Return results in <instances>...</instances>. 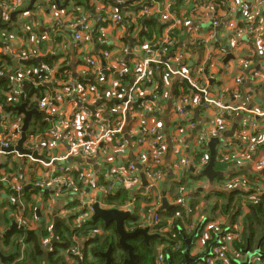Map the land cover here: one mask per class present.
Instances as JSON below:
<instances>
[{
	"label": "crops",
	"instance_id": "0c3cea01",
	"mask_svg": "<svg viewBox=\"0 0 264 264\" xmlns=\"http://www.w3.org/2000/svg\"><path fill=\"white\" fill-rule=\"evenodd\" d=\"M29 1L30 0H28L27 5L29 4ZM48 1L52 2V0H35L33 5L41 3L42 8H44L38 16L32 14V10L35 7V5H32L30 9L27 10L26 8L24 13H17L14 20H10V18L9 20L2 19L3 22L6 21L8 24L7 27H1L0 29V41L3 39V37H10L13 39L19 38L21 43L20 47H23V50L28 52V54L37 55L36 60L40 62L39 65L42 68H45V59L50 60L51 64L46 65L49 69V76L46 81L48 79V81H52L53 79L59 80L53 77L51 74L56 73V71H59L64 67L65 69L63 70V73H61L62 77L66 76V80L70 81L73 86H82V84L84 85L85 83L91 85L92 91L97 96L96 98L99 100L100 98L102 99V97L105 96L106 92H108L109 88L111 87L109 82L108 84L91 83L93 81V76L91 75H89V78H84L80 63V59L83 57L84 52H80V50L77 49L76 42L73 40L72 33L68 29L65 22L59 26L54 23L49 13V9L46 8V6H48ZM61 1L62 2L58 1L59 4L62 5L61 9L63 8L64 10H73V7H77L72 5L69 6V0L66 5H64L66 0ZM78 7L79 12L81 11L82 14L87 13L86 7ZM241 21L242 20L240 16L235 14V24L241 27L238 29L239 31L237 33L234 32L233 36V39L238 45V49L237 52H235L236 54H234V48L230 47L229 45L231 52H228L227 54L232 55L233 58H230L224 62V59L227 56L226 55L222 58L224 63H221V60L218 59L214 60V57H217L214 52H209L204 47L196 45L192 40L188 29L183 32V36L185 37V40L189 42V46H194V52H190V60L194 67L200 66L201 68H204V70L202 69L201 71V75L203 76L201 80L203 81L204 79L203 84L206 88H209L210 93L208 94L213 98L217 97L224 104L230 103L234 106H243L244 110L238 109L228 114L226 111L221 110L220 108L209 107L208 109H204L201 105L197 112H195V108L199 106V104H196L190 106L188 109V111L191 113L192 121L194 123L192 126L188 125L186 122L184 123L181 120V117L178 115L175 107L180 102L179 96L181 94L188 95L191 99L195 98V95L197 94H193L186 87H184V85L182 86L179 76L173 75L167 69L160 68L158 74H161V78L154 79L153 85L147 86L144 89V92L139 96V98L143 97L142 102L147 104V109H144L142 112H137L132 117L130 115L127 129L121 135L122 139L120 147H114L108 151L104 149L103 145H100L93 151V156L89 160V166L92 168L95 174V181L94 179L91 181V184H93L94 187L89 188V191L86 189V192H82V195L74 193L72 191L73 189L70 188V191L57 189L55 192L45 193L47 194L45 196L42 193L39 196L38 190L35 189L33 182L36 175V170L38 168H42L43 171L45 170V168L42 166V163L39 160H33L28 157L0 152V177L6 176L8 178L5 181H0V264L5 262L2 261L1 257L9 256V259L12 253L16 251L17 248L14 246L20 247L18 252L21 258L24 256L26 250L29 249V245L24 243L22 239L16 241L17 245L12 244L11 240L7 241L5 236L10 230L22 229L25 231L36 232L47 231L48 234L42 237L40 241L42 246L45 248V251H50L52 250V245L58 241L56 232V241L52 242L54 236L52 226L55 223V217L58 218L56 225L64 224L66 226L72 227L73 224H71V222L74 212H78L80 209L85 210V207L81 206L80 201L83 203L90 193L99 196L100 200L101 195H99L95 189L98 184L103 185L100 176L103 174L107 176L110 182L106 186H110L111 189L115 191V185H109L111 182L114 184V178L112 176L115 173L114 170L119 167L128 166L129 163H132L135 168H138L137 165L139 164L143 169L149 163L152 151V143L149 141L146 144H142L140 147L138 146L139 143L136 141V137L139 134L138 129L142 123L149 126H157L156 133L153 135V139L156 138L157 145L162 152L161 158L164 175L162 180L158 182L155 188V195L160 193V199L162 198V185L163 182L166 181L167 188L165 196L169 204H174L177 207L181 206L182 204L179 203L178 198L173 197V195L178 193L179 196L183 191L186 197H190L195 200V211L190 214L189 217H187L190 211L189 207V211L184 209L186 211L185 214H183L181 209L177 208L176 206L169 212H166L168 210H165V212L160 213V228L162 229L158 228L155 230L156 227L149 229L153 233L159 234H157V239L152 240L154 247H156V255L160 252L163 253L162 249L164 251L167 245L165 242L159 239H162L168 233L173 234V221L179 219L184 231L180 229L182 238L180 241H178V243L181 245L182 259L177 264H181L185 260L183 250L185 249L186 242H190L189 248L187 250L189 264H202L201 261L195 263L197 259L191 260L192 257L197 256V253L200 251V249H198L196 246L195 239L192 238L190 240V237H192L196 232L195 228L198 226V233L202 228V224L208 221L218 222L223 228L230 227L232 225L231 215L233 214V211L235 212V210L231 207L230 214L229 212L222 213V206L226 200H223V198H216L214 195L210 196L213 190H220L221 186L210 184V181L200 174L201 170H199V167L195 165L198 162L196 151H194L196 150V136L212 126L213 122L214 124L220 122L225 123V129L220 131L218 136H216V138L219 139V142L215 147V151H219L221 148H231L235 150L233 152L237 151L230 163L219 162V164H217L216 161H214L213 169L222 173L221 176H216L213 179L214 183L221 184L223 180H229L233 177L242 178L243 175H248L256 179L255 183L259 185V188L260 186L264 185V166L260 167L256 164V161L260 157L264 156V114H259L264 112V55L261 52H255L256 44L252 37L245 31L247 23H242L243 21ZM254 21L256 25L262 26V32L264 34V12L258 17H255ZM28 28L36 31L38 35L42 33L46 34V39L41 40L36 38L30 41V39L27 37V32L29 31ZM94 32L98 33L96 28L92 29V34ZM103 34L104 38H106L108 41L116 39L119 44L127 47L134 45L136 42L138 43V41H142V32L140 29L119 32L113 25L108 24L104 27V30L100 31V37H102ZM99 41L100 40L97 37H94L92 52L89 53L95 54L97 56L99 55V59H101V52L104 48V44L102 41ZM235 58H239L240 61H238V59L235 60ZM218 62L221 63L220 66L218 65ZM228 62V67L231 68V70L228 73H225L222 68ZM170 64L173 68H176L180 65L179 62L175 61V59L170 60ZM155 68L157 69L158 67L155 66ZM114 72H116V70H114ZM128 73L131 77L130 80L124 85V90L126 87L132 84L131 80L133 76L130 72ZM229 73L231 78L228 79L224 74ZM238 76L241 77V81L236 83L234 82V78ZM110 79H112V77ZM211 80L212 82H210ZM55 87V83H52L48 87L38 89L39 91L34 93V95L38 97L44 94V90L47 92H52ZM153 94L159 97L158 100L152 101L151 97ZM31 96V100H33V94ZM34 102L36 104V99H34ZM65 104L67 117H72L78 106L77 103L72 100ZM92 104L93 103H91V105ZM116 104L120 105L119 102H116ZM157 105H160L159 109H156ZM90 112V110L89 112H81L79 116L81 118L84 113L86 116L91 117ZM45 114L50 115V117L44 116L42 120L46 121L47 123H51L52 125L53 121L56 119H54V114L52 115L48 112ZM34 120L35 117L32 115L29 124L30 130L34 127V125H31ZM250 122H253L256 125L255 129H250L248 126ZM246 124L247 128L244 127ZM250 137H252L253 141L257 143V149L250 152L248 156L242 152L240 154L239 151L242 147H244L245 143L248 142L247 140ZM45 143L47 144L44 148L46 150L40 151L39 155L52 157L55 154L64 153L67 149V142L64 140L54 141L52 138H48L46 139ZM181 155H184L190 159V165L193 166L194 171H190V166L183 169L180 168V172L174 168V160ZM105 160H109L112 163L113 168L107 170V165L104 162ZM66 162L72 167H77L78 160L76 158H70ZM63 163L65 164V162ZM74 172L76 173H74L73 178L75 182L79 183L82 175H79L78 170H74ZM180 173L185 174L184 182L182 184L179 183V179L182 177V174ZM19 176L22 177V182H18ZM196 176L200 177L196 178ZM172 180H175L176 184L178 183V185L180 184L183 187L182 192L179 190L180 188L173 187L171 185ZM16 183L23 184V188L20 192H17L12 187V185ZM115 183L116 185L119 184L118 187H121L120 183L116 181ZM27 185H32V187L26 191H23L24 187ZM140 186V182H135L133 185L129 182L128 186L126 187V189L128 188L127 190L133 193L131 198L133 202H130L129 200V202H127L126 205H123V207H114V205L108 206L104 204L101 206L103 208H117L119 210H127L129 212V209L134 207L133 212H135V208H137L139 212L138 216L140 217L142 215L140 222L144 219V215H146L148 212L154 211L157 214L163 211L159 210L161 204L160 199L158 204H156L155 200L152 202L149 201V203L144 200L146 194L139 193ZM246 190V186H239L233 189H226L225 192H244ZM25 192H29V194L25 196ZM137 194H140L139 198L136 197ZM152 197H154V195ZM79 198H82V200ZM34 199L45 203H43V206H37L33 203ZM189 202L190 201H188V203L185 202L184 206H189ZM214 202H217V205H215ZM148 205H150V209L145 212L144 208ZM243 211L245 210L242 209V212ZM21 217L23 220H25V227L18 223ZM63 219H65V221H63ZM42 221H44V226ZM14 223L16 224V227L13 226ZM194 224L197 226H194L193 229H191ZM125 225V230L128 231L131 229V226ZM101 233L102 231H100L98 234ZM89 235L91 236V234ZM80 240L81 239H78L76 243H74L71 252L67 251V253H64L63 257L66 261V264H72V259L76 260V264H81L84 242H80ZM244 258L245 257L242 256V258L239 259L240 264L246 261ZM252 258L254 261L258 259L256 256H253ZM104 262H106V258ZM110 262L113 264L112 251L110 255ZM228 264L231 263L229 262Z\"/></svg>",
	"mask_w": 264,
	"mask_h": 264
},
{
	"label": "built area",
	"instance_id": "2783aa9c",
	"mask_svg": "<svg viewBox=\"0 0 264 264\" xmlns=\"http://www.w3.org/2000/svg\"><path fill=\"white\" fill-rule=\"evenodd\" d=\"M90 1L95 7L94 12L87 11V13L83 14L81 11L79 12V9L73 11L61 9V7H50V1L47 2L48 6H46V8L49 9V13L57 26L64 22L67 24L68 29L72 33L73 40L76 42L77 49H79L80 52H84L83 57L80 59L84 78H89V75H91L93 76V81L91 83L108 84L109 82L111 86L105 96L102 97V99L100 98L101 102L96 105L95 118L92 119L84 113L81 118L79 116L81 112H89L83 104H95L99 100L92 91L91 85L85 83L84 85L82 84V86H73L70 81L66 80V76H63L61 80L53 79L52 81H48V79V82L51 84L55 83L56 85L53 91L47 92L44 90V94L40 95L41 97L36 96V104L34 99L31 100L32 96L29 99V103H27L24 100L26 97L23 89L24 82L38 85L47 81L34 82L30 77L26 76L27 70L25 67L18 66L16 74L12 77V88L6 93L10 98L18 97L21 100L19 104L25 102L26 109L36 107L43 110L45 113L54 114V119L56 118L52 125L43 133H33L29 128L26 139L22 144L24 149L36 151L39 154L40 151L46 150L44 149L47 145L45 141L48 138H52L54 141L64 140L67 142V149L64 153H58L52 157L42 155L45 158L47 157V160L32 158L30 154H18L15 149L9 152L0 150V152L5 154L28 157L33 160H39L42 163L45 170L43 171L42 168H38L36 170L37 176L35 175L33 182L34 186L38 187L39 196L41 193L45 194L43 191L46 189H53V192H55L57 189L70 191V188L73 189L72 191L74 193L82 195V192L85 193L86 189L89 191V188L94 187L91 181H93L95 174L89 166V160L93 156V151L100 145H103L104 149L108 151L114 147H120L121 135L127 129L130 115L132 117L137 112H142L144 109H147V104L142 102L143 97L139 98V96L144 92L147 86H151L154 83L152 65L153 67L157 66L167 69L173 75L179 76L181 82L184 78H188L193 86L204 93L202 102L199 94L195 95L193 99L185 94L179 96L180 102L175 108L181 120L188 125L192 126L194 124L188 109L190 106L196 104H199V108L202 105L204 109L217 107L226 111L228 114L238 109L244 110L243 106H234L230 103L224 104L217 97L213 98L208 94L210 92L207 91V88L203 84L204 79L203 81L201 80L203 77L201 71L202 69L204 70V68L200 66H197L198 68L194 67L190 60V52H194V46H189V42H187L183 36V32L186 29H188L196 45L204 47L209 52H214V54L217 55V57H214V60L218 59L221 60V63H224L222 58L225 57L228 52H231L230 47L234 48V54H236L235 52H237L238 49V45L233 39L234 32L237 33L239 31L238 29L241 28L235 24V14H237L243 21H241L242 23H247L245 31L252 37L256 44V47L254 46L255 52H261L264 55L263 28L261 25H256L254 21L255 17H258L264 12V0H182L183 3L181 5H176L175 0H129L135 9L125 11L123 14L117 12L116 9L108 3H103L99 0ZM27 2L28 0H0V19L9 20L12 12L24 13L28 6ZM43 9L42 4L38 3L33 8L32 14L38 16ZM102 15H104V17H101ZM140 18H144V21L147 20L146 18L152 19L157 24L159 23L158 26H161L160 35L157 36L158 39L154 44L150 45L151 40H142L138 41V43L136 42L137 44L135 43L127 47L119 44L116 39L108 41L104 38V34L100 37V31L104 30V27L108 24L113 25L119 32L141 30L142 27L145 30L143 20L140 23L136 22ZM125 19L129 20L130 23L125 24ZM104 22L105 24L102 25ZM204 24L208 25L204 26ZM127 26H129V28L131 27V29ZM218 27L219 29H217ZM94 28L98 31L97 38L104 44V48L101 52V59H103L104 63L100 61L99 55L97 56L89 53L92 52L93 48L94 33L92 34V29ZM28 29L27 37L30 41L36 38L44 40L47 37L44 33L38 35L36 31L30 28ZM153 36L155 35H152V37ZM157 37H153L152 40ZM0 42L3 44L1 46V51L16 58L18 63H23L32 57L37 59V55L28 54V52L23 50V47H20L21 43L19 38L13 39L5 37ZM172 59H175L180 65L173 68L170 64V60ZM237 59L240 61L239 58H235V60ZM221 63L218 62V65L220 66ZM228 65L229 62L222 68L225 73L231 70ZM105 70H116L119 75L130 72L134 81L129 91L127 92L125 88L124 93L120 94L118 90L115 89L119 85V80L114 78H112L113 80L110 79V76L105 73ZM2 75V70H0V77H2ZM224 75L228 79L231 78L230 73ZM240 81L241 77L238 76L234 78V82L238 83ZM181 84H183V82ZM34 96L33 94V97ZM124 96L127 97L126 100H122ZM151 98L152 101H156L159 97L153 94ZM72 100L75 101L78 106L73 116L68 118L66 115L67 112L65 111V103ZM110 100L119 102L120 105L116 104L115 106H109L108 101ZM134 106H136V108H134ZM159 108L160 105H157L156 109ZM0 113V148H13L20 137L24 114H11L3 110L1 105ZM259 114H264V112ZM102 119L108 121L107 126L102 123ZM248 126L250 129L256 128L253 122H250ZM225 127V123L220 122L214 124L213 122L212 126L196 136V150L194 151H196V153H198L199 150L204 151L199 158L198 165L200 167H204L209 160V154L207 152L208 140L218 136L219 132L224 130ZM244 127L247 128V124ZM156 128V125L149 126L142 123L138 129L139 134L136 137L139 147L149 141L152 143L149 163L141 169L147 180L145 193L148 195L155 194V188L164 175V172L160 169L163 164L161 158L162 152L157 145L156 138L153 139ZM247 141L248 142H246L244 147L239 151L240 154L242 152L246 156L257 149V143L253 141L252 137L248 138ZM233 151L235 150L231 148H221V150L216 151V156L219 155L220 161H232L234 154L237 153V151ZM70 158H76L78 160L77 167H72L67 164L66 161ZM63 162H65V164ZM104 162L109 164L110 161L105 160ZM190 164L189 158L184 155L178 156L173 163L174 168H176L178 172H180V168H187ZM256 164L263 167L264 156L260 157L256 161ZM109 165L113 168L112 164ZM74 170H78L79 175H82L79 183L75 182L73 178L74 173H76ZM114 172L116 175L128 174L130 176V179L127 180L116 177L118 183L123 187H127L129 182L132 185L135 182L141 183L140 170L135 168L132 163H129L128 166L119 167L114 170ZM180 174H182V177L185 176L183 173ZM7 179L6 176L0 177V181H5ZM210 184L220 185L224 189H233L239 186L245 187V182L241 177L227 179L221 184L212 181ZM12 187L17 192H20L23 188V184L16 183L12 185ZM95 189L97 193L101 195V198L105 194L113 193V189L106 185L103 186L98 184ZM256 189L258 192L261 191L259 187ZM156 195L160 199V193ZM101 198L99 200V196L90 193L83 203L80 201L81 206L85 207V210L80 209L78 212H74L71 222V224H73L72 227H79L86 223V221L91 218L90 216L93 211L92 205L98 201L99 206H103L104 203H102ZM79 199L82 200V198ZM146 215H148L146 219L139 222L143 226L146 224L147 227L153 228L154 225L160 221V218L155 212ZM241 219L242 216H239L232 227L227 228H223L221 224L214 221L205 223L203 232L196 238V246L200 249L206 242H209L211 238H214L216 243L212 246V254L206 257L202 264H216L217 261H222L218 262L221 264H228L229 262L231 263L233 257H242V254L233 247V240L238 238L240 234ZM18 223L25 227V220H23L22 217ZM133 228L134 226L131 227V229ZM95 232L97 231L91 234ZM177 246L181 247L180 244ZM177 246H175V248H177ZM163 259V254L161 252L158 253L156 256V264H163Z\"/></svg>",
	"mask_w": 264,
	"mask_h": 264
},
{
	"label": "trees",
	"instance_id": "16d2710c",
	"mask_svg": "<svg viewBox=\"0 0 264 264\" xmlns=\"http://www.w3.org/2000/svg\"><path fill=\"white\" fill-rule=\"evenodd\" d=\"M52 0V4L60 8L62 5L58 4L56 5ZM59 2H62L61 0H58ZM71 1V0H69ZM103 3L110 4L113 8L116 9L117 12L123 14L125 11H129L132 9H135L129 0H99ZM121 1V2H119ZM58 2V3H59ZM122 3V4H121ZM176 5H181L183 3L182 0H175ZM72 6H77L76 8L73 7V11L79 8L78 6H83L87 8V11L94 12L95 7L92 5L90 0H73ZM138 9V8H137ZM101 17H104L102 15ZM144 18H140L136 22H141ZM144 21V27L145 30L142 32L141 39L144 40H151L150 45L154 44L158 37L160 35L161 26H158V24L152 20L148 19ZM125 24H129L130 21L125 19ZM7 22H3L0 19V29L1 27H7ZM102 23V25H104ZM129 28V26H127ZM131 29V27L129 28ZM152 35H155L153 37H157L154 40H152ZM94 37H97V33L94 32ZM4 38V37H3ZM2 42H0V47L2 46ZM104 47V46H103ZM39 61L34 59L33 57L30 59H27L23 63H18L16 61V58H13L12 56H9L2 51H0V70H2V77H0V105L3 110L6 112H9L11 114H16V106L21 101L18 97L10 98L7 96V92L12 88V77L16 74V69L18 66H24L27 70L26 76L30 77L31 80L35 82L44 81L48 78L49 72L48 67L46 65H50L51 61L45 59V68H41L39 65ZM27 67V68H26ZM65 68H61L59 71H56V73L51 74L53 77L57 79H63L61 76V73H63V70ZM160 68L157 69L155 66L152 65V76L153 79H159L161 78V74H158V71ZM105 73L110 76V78H114L119 80V85L115 88L118 90V92L124 93V85L130 80L129 73H124L122 75H119L117 72H114L112 70H105ZM50 78V77H49ZM92 81V80H90ZM183 86V84H181ZM185 87V85H184ZM24 95L25 101L29 103V97L37 93L39 90L35 87H33L30 82H24ZM42 90V89H41ZM41 97V96H39ZM109 106H115L116 102L113 100L108 101ZM136 108V106H134ZM35 120L31 125H34L33 128H31V132L33 133H43L48 127L51 126V123H47L46 121L42 120L43 115L41 114H34ZM38 120V122H37ZM37 122V123H36ZM36 123V124H34ZM208 152V150H207ZM204 153L203 150H199L198 153H196V156L199 158ZM190 160V159H189ZM217 164L220 163H230L231 161H220L219 155L216 156L215 152V160ZM191 162V161H190ZM198 162L195 164L199 167V170H202L204 167H200L198 165ZM106 168L109 170L111 166L106 163ZM206 166V165H205ZM160 169L163 171L162 167ZM114 178V184L111 182L109 185H115L116 190L113 191V193L105 194L101 201L104 203V205L113 206L114 207H121L123 205H126L127 202L132 201L131 198L133 196V193L126 189V187H118V184L116 185L115 181L118 182L117 178H121L122 180L130 179V176L128 174H118L115 173L112 175ZM101 182L103 185H108L110 182L108 180V177L104 174L100 176ZM242 179L245 182V186L247 187L246 191H235L226 193L222 186L220 187V190H213L211 195H214L216 198H223V200H226V202L222 206V213H231V207L235 210L233 211V214L231 215L232 219V225L237 220L239 216H242L241 219V230L239 237L233 240V247L235 250H237L240 254H242L243 257L246 259L245 250L248 249V251L253 252L256 249L259 250L257 254H254L251 256H256L258 259L251 261V258L249 260L248 264H264V185L260 186L261 191L258 192V194L255 193V189L259 187L255 183V178H252L248 175H243ZM179 183L184 182V177H181L179 179ZM225 180L222 181V183ZM181 192L183 190V187L181 186L179 189ZM145 193V192H144ZM146 194V193H145ZM44 196L47 194H43ZM154 195V197H152ZM148 195L146 194V197H144V200L149 203L153 200L156 201V204L159 202V198L157 195ZM136 197H140V194H137ZM152 197V198H151ZM173 197H177L179 203H181V206H176L177 208L181 209V212L185 214V210L190 211L187 215V217L190 216L195 211V200H193L190 197H186L184 194V191L178 196V193L174 194ZM189 202V206L185 207L184 203ZM133 202V201H132ZM215 205H217V202H214ZM189 207V208H188ZM150 209V205L146 206L144 208V211L147 212ZM185 209V210H184ZM242 209L245 211L242 212ZM172 209L166 211L169 212ZM154 211L148 212L153 213ZM165 212V210L159 212L156 214L160 218V213ZM138 209L135 208V212H132L131 215L124 220L125 226H134L139 227L140 223L137 221L138 219ZM146 213V214H148ZM186 221V220H185ZM164 222V221H163ZM188 222V221H186ZM198 233H196V237H198L203 232V226ZM232 225L230 227H232ZM161 222L159 221L156 225H154L155 230L160 228ZM173 234L168 233L163 237L162 240L165 242L166 248L162 249L163 254V264H177L182 259V249L180 246H177L180 241L181 233L180 229L183 230V226L180 223V220H174L173 221ZM180 227V229H179ZM149 228V227H148ZM150 229V228H149ZM94 231H102L101 234H98L95 232V234L90 236ZM56 232H57V239L58 241L52 245V250L45 251V248L41 244V238L46 236L48 234L47 231L42 232H36V231H25L22 229H12L9 232H7L5 239L11 240L12 244H16L17 240H23L24 243L29 245V249L26 250L24 256L22 258L20 257V254L18 252L19 246L16 247V251L12 253L11 257L8 260H5V262H2L1 264H66V261L63 257L64 253L71 252L72 247L74 246V243L78 239H85L84 245H83V257L81 264H104L105 257L104 253L108 250V248L112 249V263L113 264H122V261L124 258L127 257V250L122 248L118 243L119 234L115 228L114 222H111L107 225L104 224V222L96 218L94 220L89 219L84 223L83 225L79 227H69L64 224H57L56 225ZM89 235V236H88ZM164 236V235H163ZM158 236L150 238L147 242H145L141 235L132 237L128 239V242L131 243L134 246V252L137 255L136 261L134 264H156V252L154 247V243L152 240L157 239ZM216 240L214 238H211L209 242H206L203 247L200 248L198 255L195 257H192V259L201 261L203 263L210 254H212V246L216 243ZM258 244V245H257ZM17 245V244H16ZM177 246V248H175ZM257 246V247H256ZM201 256V257H200ZM169 257V258H168ZM16 259V261H15ZM240 258H234L231 261V263H234L235 260H238ZM245 261V260H244ZM218 262L222 261H217Z\"/></svg>",
	"mask_w": 264,
	"mask_h": 264
},
{
	"label": "water",
	"instance_id": "95a60500",
	"mask_svg": "<svg viewBox=\"0 0 264 264\" xmlns=\"http://www.w3.org/2000/svg\"><path fill=\"white\" fill-rule=\"evenodd\" d=\"M34 2H35V0H30L29 1V4L27 6V10L32 7ZM54 3L56 5L59 4L58 0H54ZM67 3H68V0H66L64 2V5H66ZM17 13L18 12H12L10 14V17H9L10 20H14ZM207 25L208 24H204V26H207ZM142 26H143V24H142ZM217 29H219V27ZM143 31H144V28L142 27L141 32H143ZM230 58H233V56L230 55V54H227V56L224 59V62H226ZM101 61H102V63H104L103 59ZM131 81L133 83L134 78H132ZM182 82H183V84L185 85V87L188 90H191V92H193L195 94H199L200 97H201V102L203 101L204 93L201 92L200 90H198L195 86H193L189 82L188 78H184L182 80ZM210 82H212V80ZM50 85H51L50 82H43L42 84L32 85V86L37 88V89H40V88H43V87H48ZM130 88H131V85L126 87L127 92L129 91ZM207 91H209V88H207ZM126 99H127L126 96H124L122 98V100H126ZM100 102H101V99L98 100L95 103V105L94 104L91 105V104H88V103L83 104L88 110L91 111V115H92L91 118L92 119L95 118V111H96L95 110V106L97 104H99ZM138 102H139V100H138ZM25 106H26L25 102H21L19 105L16 106L17 113H23L24 114L23 125L21 127L20 137L17 140L16 145L13 148L12 147L11 148H0V150H4L5 152H9L12 149H15L18 152V154H30L32 158H38L40 160H44V159H46L44 156L39 155L36 151H30V150L24 149L22 144H23L24 140L26 139L27 132L29 131L28 130L29 129V123L31 121L32 115L41 114L43 116H48V117H50V115L45 114V112L43 110H40V109H38L36 107H32L30 109H26ZM198 109H199V106H197L194 111L197 112ZM102 123H104V125L107 126L108 121L105 120V119H102ZM218 142H219V139L216 138V137L211 138L207 142V146L209 147V160H208V163L206 164V166H204V168L200 171V174L202 176H204L206 179H208L210 181V183H212L213 179L216 176H221L222 175L221 172H217V171H215L213 169L214 160H215V152H216L215 151V147H216ZM189 166H190L189 167L190 171H194L193 166H191V165H189ZM137 167L140 170V180H141V183H140L141 186L139 188V193H144L146 185H147V180H146L143 172L141 171V169H142L141 165L138 164ZM30 187H32V185L25 186L23 191H26ZM166 188H167V182L165 181V182H163V185H162V198H161V204H160L159 210H170V209H173L176 206L174 204H169L167 202V199H166V196H165ZM35 189H38V187L35 186ZM51 192H53V189H46V190L43 191V193H51ZM92 209H93L92 216H91L92 220H94L96 218H99V219H101L104 222L105 225H107V224H109L111 222H114L115 228H116V230H117V232L119 234L118 243H119V245L122 248L127 250V257L124 258V260L122 261V264H134L135 261H136V258H137V255L134 252V246L131 243L128 242V239H130L132 237H135V236H138V235H141L143 240L145 242H147L150 238L158 236L155 233H150L149 232V228L147 226L146 227H141V228L140 227H135L132 230H128V231L125 230L124 229V220L131 215L130 212L127 211V210L122 211V210H119L117 208H102V207L99 206L98 201L95 202L92 205ZM57 221H58V218L55 217V223L52 226V230L54 232L53 233L54 236H53L52 242L56 241L55 228H56V222ZM63 221H65V219H63ZM13 226L16 227V224L14 223ZM193 236H194V234H193ZM193 236L190 237V240L193 238ZM189 244H190V242H186L185 249L183 250V254L185 256V260L181 264H189V258H188V255H187V250L189 248ZM111 251H112V249L108 248V250L103 254L104 257L106 258V262L104 264H111V262H110ZM257 252H259L258 249H256L253 252H250V251H248V249H246L245 250L246 261L243 262L242 264H248L251 256L254 255V254H257ZM8 257L3 256V257H1V259H2V261H5V260L8 259ZM197 258L198 257H196L195 259H191V260H196ZM167 264H169V263H167Z\"/></svg>",
	"mask_w": 264,
	"mask_h": 264
},
{
	"label": "rangeland",
	"instance_id": "374dc122",
	"mask_svg": "<svg viewBox=\"0 0 264 264\" xmlns=\"http://www.w3.org/2000/svg\"><path fill=\"white\" fill-rule=\"evenodd\" d=\"M36 3H38V2H36ZM73 4V0H71L70 1V5L69 6H71ZM49 6L50 7H53L54 5L52 4V3H50L49 4ZM78 9V8H77ZM27 68V67H26ZM37 97L36 96H34V99H36ZM109 164H112L111 162H109ZM197 177H200V176H196V178ZM202 178V177H201ZM19 181L18 182H22V177L21 176H19V179H18ZM182 184V183H181ZM171 185L173 186V187H178V188H180L181 187V185L179 184L178 185V183L176 184V182H175V180H172L171 181ZM6 189V188H5ZM255 193L256 194H258V191H257V189H255ZM29 194V192H25L24 193V195L25 196H27ZM33 203L35 204V205H37V206H43V203H45V202H40V201H38V200H36V199H34V201H33ZM121 207H123V206H121ZM130 210V214L134 211V207L133 208H131V209H129ZM173 214V213H172ZM148 215H144V219L143 220H145L146 219V217H147ZM141 217H142V215L137 219V221H139L140 222V219H141ZM149 220V219H148ZM42 224H43V226H44V221H42ZM194 226H197L196 224H194L193 225V227ZM139 227L141 228V227H146V224L143 226V225H139ZM193 227L191 228V229H193ZM160 229H162V228H160ZM179 229H180V227H179ZM196 229V232H195V234H194V239H195V242H196V233H197V229H198V226H197V228H195ZM149 232L150 233H153L151 230H149ZM98 233V232H97ZM95 233H93V234H91V235H94ZM156 234H158V233H156ZM159 235V234H158ZM85 241V239H81L80 240V242H84ZM194 242V243H195ZM242 258V257H241ZM245 259V258H244ZM72 264H76V260H74V259H72ZM232 264V263H231ZM233 264H240V261H239V259L238 260H235L234 261V263Z\"/></svg>",
	"mask_w": 264,
	"mask_h": 264
},
{
	"label": "clouds",
	"instance_id": "9594fccd",
	"mask_svg": "<svg viewBox=\"0 0 264 264\" xmlns=\"http://www.w3.org/2000/svg\"><path fill=\"white\" fill-rule=\"evenodd\" d=\"M160 201H161V199H160ZM156 213V212H155ZM158 214V213H157ZM135 228V227H134ZM130 230H132V229H130Z\"/></svg>",
	"mask_w": 264,
	"mask_h": 264
}]
</instances>
